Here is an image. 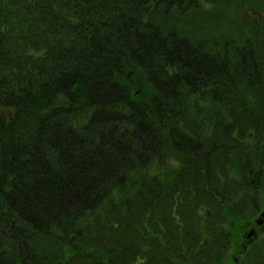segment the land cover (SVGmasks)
Listing matches in <instances>:
<instances>
[{"label":"trees","instance_id":"obj_1","mask_svg":"<svg viewBox=\"0 0 264 264\" xmlns=\"http://www.w3.org/2000/svg\"><path fill=\"white\" fill-rule=\"evenodd\" d=\"M263 211L264 0H0V264H264Z\"/></svg>","mask_w":264,"mask_h":264},{"label":"rangeland","instance_id":"obj_2","mask_svg":"<svg viewBox=\"0 0 264 264\" xmlns=\"http://www.w3.org/2000/svg\"><path fill=\"white\" fill-rule=\"evenodd\" d=\"M258 217H256L255 219H257ZM260 228H261V226H257V232H259V230H260ZM242 238H243V235H242ZM241 238V241H239V246L241 247H244V246H247L246 245V241H245V239H247V238H243L242 239ZM144 240H146L147 241V243H149V246L151 247V248H158L156 245H159V244H155V243H151L150 241H149V239H144ZM187 248V247H186ZM238 249H236V248H233V251L229 254L230 255V257H229V260H227L224 264H236V262L238 261V258L236 257V256H238ZM98 254L101 256V258H103L105 261H108L109 259H111L109 256H107L106 255V252L105 251H100V252H98ZM239 257V259H240V256H238ZM154 260H158L159 262H162V260L160 259V254L158 255V256H155L154 257ZM147 262H152V261H147ZM146 262V263H147ZM182 262L181 261H179V264H181ZM107 264H116V263H113L111 260H109L108 262H107ZM148 264H150V263H148Z\"/></svg>","mask_w":264,"mask_h":264},{"label":"water","instance_id":"obj_3","mask_svg":"<svg viewBox=\"0 0 264 264\" xmlns=\"http://www.w3.org/2000/svg\"><path fill=\"white\" fill-rule=\"evenodd\" d=\"M258 223H261V220H259ZM254 234V230H251L250 233L248 234V237H251Z\"/></svg>","mask_w":264,"mask_h":264}]
</instances>
